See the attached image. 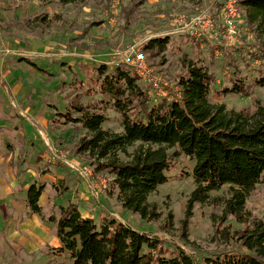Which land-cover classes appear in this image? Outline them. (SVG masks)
I'll list each match as a JSON object with an SVG mask.
<instances>
[{
	"label": "rangeland",
	"instance_id": "rangeland-1",
	"mask_svg": "<svg viewBox=\"0 0 264 264\" xmlns=\"http://www.w3.org/2000/svg\"><path fill=\"white\" fill-rule=\"evenodd\" d=\"M137 1L0 0V109L8 111V115L2 114V109L0 113L3 118L15 120L0 119V264H74L68 255L53 253L60 241L56 223L49 220L50 216H61V208L70 204H77L84 217L109 213L142 234L159 238L170 248L180 246L196 257L237 250V232L245 226L233 216L223 214L228 187L212 193L218 200L196 203L189 209L188 201L195 188L194 162L190 158L180 153L173 156L172 179L149 195L152 219H143L125 210L116 194H109L112 176L106 170L96 171L93 162H97V156L77 151L78 142L89 137L88 132L80 123H63L65 118L60 113L67 110V105L96 103L95 110L109 117L103 128L123 132L122 116L111 107L112 102L102 103L100 100L106 97L86 93L98 87L93 68L105 64L111 70L122 63V56L115 55L117 51L132 44L141 48L155 37L170 36L172 47L159 56H147V63L172 84L183 72L179 47L208 65L221 85L229 84L228 72L222 69L223 53L217 51L212 57L209 47L230 48L231 44L210 36L196 39L176 29L173 21L178 13L192 18L198 12H209L213 0H149L139 6L128 28L123 29L124 8ZM241 10L245 17L243 6ZM242 30L246 42L255 41L249 26ZM238 40H242L240 34L235 42ZM241 67L247 70L243 63ZM210 101L224 104L228 110H254L255 101L264 105V87H254L247 97L214 94ZM32 102L38 103L34 116L44 118L35 120V125L21 117L26 116V107ZM20 130L30 139L26 156L11 157L10 144H20ZM139 146L136 143L129 147L121 157L130 160ZM176 150L172 148L170 152ZM63 155L71 164L91 167L92 176L81 177L62 160ZM60 166L65 169L57 172ZM59 176L65 178L62 184ZM4 180L12 192H5ZM100 180L107 184L95 195L91 182ZM48 183L39 203L42 216L48 220L44 221L39 214L28 216V188ZM246 206L250 219L264 218V181L250 193Z\"/></svg>",
	"mask_w": 264,
	"mask_h": 264
},
{
	"label": "trees",
	"instance_id": "trees-1",
	"mask_svg": "<svg viewBox=\"0 0 264 264\" xmlns=\"http://www.w3.org/2000/svg\"><path fill=\"white\" fill-rule=\"evenodd\" d=\"M148 1L139 0L124 8L123 29L128 28L139 6ZM238 1L246 10L244 24L239 25L242 40L230 48L209 47L212 57L217 51L223 53L222 69L228 72L229 84L221 85L208 65L179 47L177 52L183 55V72L176 78L180 100L154 102L149 96L150 86L123 63L111 70L105 64L93 68L98 87L86 93L106 97L100 100L102 103L112 102L111 107L122 116L123 132L103 128L109 117L95 110L96 103L67 105V110L60 113L65 118L63 123H80L88 132L89 137L78 142L77 151L97 156V162H93L96 171L111 174L109 194H116L125 210L143 219H152L148 197L172 179L173 156L178 153L194 162L195 188L189 209L196 203L218 200L212 193L228 187L223 214L245 226L237 232V250L196 257L180 246L170 248L163 240L142 234L109 213L84 217L77 204H70L61 208L59 218H49L56 223L61 241L53 253L68 255L74 264H264V218L250 219L246 206L250 193L264 181V105L255 101L254 110L244 107L237 111L210 101L214 94L247 97L254 87H264V0ZM223 4L224 0H213L209 11L219 23ZM106 7L111 10L110 5ZM246 25L255 33V41L246 42L242 32ZM171 45L170 36L155 37L140 50L151 58L167 52ZM242 63L249 71L242 69ZM136 143L140 150L124 160L121 155ZM172 148L177 150L172 153ZM44 188V184L28 188L26 201L31 214L42 216L39 199Z\"/></svg>",
	"mask_w": 264,
	"mask_h": 264
},
{
	"label": "built area",
	"instance_id": "built-area-1",
	"mask_svg": "<svg viewBox=\"0 0 264 264\" xmlns=\"http://www.w3.org/2000/svg\"><path fill=\"white\" fill-rule=\"evenodd\" d=\"M242 6L238 0H224L222 18L219 23L209 12H198L194 17L188 18L185 13L175 14L173 17L176 29L182 33H187L196 39L205 38L206 36L215 37L216 39L225 40L227 44L234 43L239 37V25L244 24V15ZM222 28L221 30H218ZM115 55L122 56V63L131 66L137 76L149 86V96L154 102L159 100H180L182 97L181 88L167 80L162 74L155 71L147 63V57L140 50L137 44L127 46L123 51H117ZM62 157V156H61ZM62 160L68 165L74 167L79 175L84 178L92 176V169L88 165L76 166L70 161ZM106 180L91 182L92 192L99 194L100 189L106 185Z\"/></svg>",
	"mask_w": 264,
	"mask_h": 264
},
{
	"label": "crops",
	"instance_id": "crops-1",
	"mask_svg": "<svg viewBox=\"0 0 264 264\" xmlns=\"http://www.w3.org/2000/svg\"><path fill=\"white\" fill-rule=\"evenodd\" d=\"M37 105H38V103H33L32 102V104L30 105V107L29 106H27L26 107V111H25V113H26V116H21V117H23V118H25V119H27V120H29L30 121V123H31V125H35L36 123H35V120H42V119H44L43 117L42 118H37V117H35L34 116V114H35V109H36V107H37ZM2 109V108H1ZM0 109V110H1ZM9 110V109H8ZM17 112H20V111H18L17 110ZM1 113L2 114H4L5 113V115L7 114L8 115V111H7V113L2 109L1 110ZM1 113H0V119H4V120H6V121H15V120H12V119H10L8 116L6 117V118H3L2 117V115H1ZM19 119H20V117H19ZM18 133H19V137H21L22 139L21 140H19L20 141V144L19 145H16V143H13V144H10V146H11V148H10V152H12L11 154H12V156L11 157H14V155L16 156V154H18L19 156H21V158L22 157H24V156H26V148H27V146H28V143H29V140H27V135H25V133L23 132V130H20V131H18ZM21 142H22V144H21ZM65 169L63 166L61 167H59L58 168V171L57 172H59L61 169ZM62 175V174H61ZM60 180H65V178H62L61 176H59V178H58V181H60ZM5 181V180H4ZM44 185H46V187L44 188V191H45V189H48L49 188V183L48 184H44ZM3 188L5 189V192H8V193H10V192H12V191H10V186H9V184L7 183V181H5L4 182V184H3ZM43 191V192H44ZM77 192V191H76ZM42 195H43V193H42ZM42 195H41V197H40V199L42 198ZM40 199H39V203H40ZM27 200V199H26ZM40 205V204H39ZM28 206V205H27ZM41 206V205H40ZM42 207V206H41ZM28 209H29V207H28ZM55 212V211H54ZM34 214H36V213H30V210H28L27 211V215L28 216H33ZM41 216V215H40ZM42 217V216H41ZM60 217V216H59ZM59 217H57V218H59ZM48 219H44V221H47ZM58 236V235H57ZM59 238V237H58ZM59 241H60V239H59ZM61 246V241H60V243H59V245L57 246V247H60ZM56 247V248H57Z\"/></svg>",
	"mask_w": 264,
	"mask_h": 264
}]
</instances>
